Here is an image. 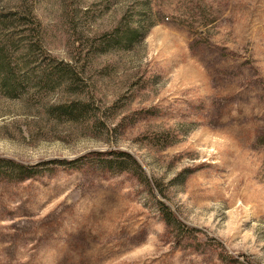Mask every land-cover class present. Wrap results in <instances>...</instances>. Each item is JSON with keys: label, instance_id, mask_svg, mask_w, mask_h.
Wrapping results in <instances>:
<instances>
[{"label": "rangeland", "instance_id": "1", "mask_svg": "<svg viewBox=\"0 0 264 264\" xmlns=\"http://www.w3.org/2000/svg\"><path fill=\"white\" fill-rule=\"evenodd\" d=\"M16 11L84 89L0 82V158L67 163L0 177V264H264V0H0ZM74 101L95 117L53 113ZM109 151L139 169L90 164Z\"/></svg>", "mask_w": 264, "mask_h": 264}, {"label": "trees", "instance_id": "2", "mask_svg": "<svg viewBox=\"0 0 264 264\" xmlns=\"http://www.w3.org/2000/svg\"><path fill=\"white\" fill-rule=\"evenodd\" d=\"M5 22L11 25L15 24L23 29H21L19 35L8 34L1 36L3 37V41L1 40L2 42H0V82L4 90L14 92L20 89V91H23L27 86H30V84L26 85V82L23 81V78L28 77L30 83L33 84L32 87H35L39 91L63 87L73 93H77L80 89L83 92L84 87L80 84L81 78L79 77L77 68L63 61H57L44 53L41 41L37 39L38 29L36 22L32 21L29 11H16L4 14L1 12L0 25H5ZM0 30L3 33L5 29L0 28ZM21 33L26 34L22 35ZM130 41V38L127 37L123 42L119 41L117 46L123 47L122 45H126ZM111 42L112 39L110 38L107 44ZM11 51L17 56H13ZM12 57L15 59V68H11ZM53 113L66 114L71 120L85 117L93 119L95 117L94 114H96L93 112V108L89 102L86 101H74L69 104H62L53 109ZM95 155L90 164L104 168L110 172L126 173L129 170L128 167L139 169L136 161L127 153L109 151L106 153H95ZM68 164H72V162ZM61 165L64 166L67 163L49 161L34 166H27L10 159L0 158V177L6 174L9 177H15L19 181H23L36 175H41L44 171H50L53 166L61 167ZM145 183L149 188V184L146 181ZM160 209L167 224L180 225V221L171 212L164 210H167L165 206L160 204Z\"/></svg>", "mask_w": 264, "mask_h": 264}]
</instances>
